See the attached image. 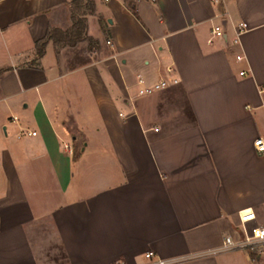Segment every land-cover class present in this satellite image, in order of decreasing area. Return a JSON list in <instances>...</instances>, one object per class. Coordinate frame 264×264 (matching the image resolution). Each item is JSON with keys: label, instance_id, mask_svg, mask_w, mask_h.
I'll return each mask as SVG.
<instances>
[{"label": "crops", "instance_id": "obj_1", "mask_svg": "<svg viewBox=\"0 0 264 264\" xmlns=\"http://www.w3.org/2000/svg\"><path fill=\"white\" fill-rule=\"evenodd\" d=\"M92 3L37 57L71 0H0V264H264L222 249L264 227V0Z\"/></svg>", "mask_w": 264, "mask_h": 264}, {"label": "built area", "instance_id": "obj_2", "mask_svg": "<svg viewBox=\"0 0 264 264\" xmlns=\"http://www.w3.org/2000/svg\"><path fill=\"white\" fill-rule=\"evenodd\" d=\"M107 1V0H105ZM214 5H219L221 0H211ZM218 18H222L221 16H216ZM247 31V25L245 23H239L234 28V38L232 40L233 44L239 43V37ZM225 36L224 29L222 25H212L210 28V36L207 39V42L211 44L215 39L222 38ZM236 60L241 61L244 59L243 55H236ZM167 71L170 72V68H167ZM245 72H239V75H244ZM137 84L140 86L137 90V96L144 97L151 95L152 93L161 90L163 88L168 87L169 85L177 84V80L173 79L168 81L166 79H161L158 82L152 85H143V81L139 78ZM264 110V103L261 105ZM34 135V133H32ZM255 149L263 153L264 152V144L262 138L258 137L254 141ZM68 148V146H65ZM256 216L252 210H242L238 212V220L240 232L236 239L231 236H226L222 241V249L223 251H232V250H249V251H261L264 248V227L262 226H250L248 225L250 222L255 220ZM144 257L147 262L145 264H172L174 260H165L155 256L152 252H146ZM115 264H124L123 262H116Z\"/></svg>", "mask_w": 264, "mask_h": 264}, {"label": "trees", "instance_id": "obj_3", "mask_svg": "<svg viewBox=\"0 0 264 264\" xmlns=\"http://www.w3.org/2000/svg\"><path fill=\"white\" fill-rule=\"evenodd\" d=\"M92 10V0H71V28L65 32L57 29L47 32L42 40L36 42V56L41 57L43 55L45 45L49 40L70 46L81 41L86 28L85 18L83 16L84 12L91 13Z\"/></svg>", "mask_w": 264, "mask_h": 264}, {"label": "rangeland", "instance_id": "obj_4", "mask_svg": "<svg viewBox=\"0 0 264 264\" xmlns=\"http://www.w3.org/2000/svg\"><path fill=\"white\" fill-rule=\"evenodd\" d=\"M96 4H97V8L98 10L103 13V12H106V1H103V0H95ZM108 21V19H106Z\"/></svg>", "mask_w": 264, "mask_h": 264}]
</instances>
